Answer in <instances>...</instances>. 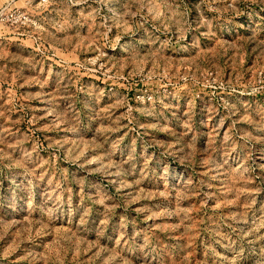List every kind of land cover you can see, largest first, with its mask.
<instances>
[{
    "label": "rangeland",
    "instance_id": "rangeland-1",
    "mask_svg": "<svg viewBox=\"0 0 264 264\" xmlns=\"http://www.w3.org/2000/svg\"><path fill=\"white\" fill-rule=\"evenodd\" d=\"M0 264H264V0H0Z\"/></svg>",
    "mask_w": 264,
    "mask_h": 264
}]
</instances>
